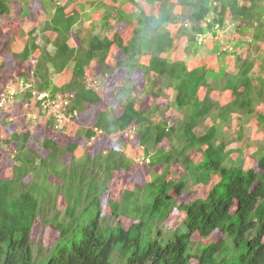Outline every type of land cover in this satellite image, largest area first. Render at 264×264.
I'll use <instances>...</instances> for the list:
<instances>
[{
  "label": "trees",
  "instance_id": "16d2710c",
  "mask_svg": "<svg viewBox=\"0 0 264 264\" xmlns=\"http://www.w3.org/2000/svg\"><path fill=\"white\" fill-rule=\"evenodd\" d=\"M11 1L0 0V20L9 14ZM109 1L111 4L107 0H88L89 14H99L92 23L107 28L111 21L125 25L136 22L127 40L118 33L100 37L94 34L95 25L87 37H82V18L88 16L83 12L84 4L80 10L68 13L66 7L53 0H39L42 7H49L45 10L51 17L41 32L49 34L45 42L53 52L29 38L24 48L12 55L20 75L29 82L37 80V88L48 91L51 99L67 95L69 115L84 113L102 102L99 93L85 82L87 70L97 67L106 77L111 71L108 59L117 48L123 56L117 66L125 74H154L166 83V89L176 93L172 106L181 119L172 125L155 123L150 111L134 105L131 85L120 88L116 96L120 104L126 102L120 117L113 109L101 110L94 125L81 130L82 138L91 140L97 131L118 136L137 127L139 148L148 161L149 174L142 185L123 190L118 202L109 201L111 214L104 213L102 198L113 173L131 167L120 150L78 157L77 143L62 146L45 139L40 147L43 156L29 146V134H13L5 141L16 148L11 176L0 178V264H264V152L255 151L251 156L256 167L246 169L244 158L232 159L233 151L227 150L230 139L222 135L221 129L211 126L201 137L195 133L213 114L221 121L235 115L240 130L249 125L255 117L257 98H261L260 89H264V52H260L263 59L259 74L254 59L227 48L217 53V71L191 69L185 61L171 58L183 40L189 45L186 56H196L202 47L199 38H218L229 20L235 23L237 34L251 28L248 43L258 49L264 44V0H146L153 6L149 9L136 0ZM178 7H188L190 14L175 15ZM176 24L180 27L174 34L170 27ZM75 34L78 46L69 44ZM244 44L241 37L234 43L240 49ZM146 54L151 56L148 65L140 61ZM223 54L232 55L234 74L226 72L229 65ZM34 59L35 68L26 71L24 64ZM5 69L0 55V73ZM65 72L70 73L68 81L59 87L54 85L51 75ZM208 78L213 80L211 85L206 82ZM202 88L207 93L201 99ZM217 91L229 92L232 101L214 103L210 93ZM26 97L31 98V93ZM257 118L258 123L264 121L263 115ZM240 136L239 131L238 140ZM165 143L167 148L161 146ZM191 152L200 154L201 159L191 160ZM67 155L71 159L64 164ZM175 163L185 173L178 181H171L168 176ZM216 176L219 181L204 197L178 205L170 195L171 191L180 193L187 182L197 186L199 192ZM60 200L64 207H59ZM174 209L183 218L171 235L165 236L161 223ZM117 217L133 222L125 229L115 220ZM38 220L59 235L45 250L32 238ZM215 233H219L218 239L193 249L194 236L206 240Z\"/></svg>",
  "mask_w": 264,
  "mask_h": 264
},
{
  "label": "rangeland",
  "instance_id": "374dc122",
  "mask_svg": "<svg viewBox=\"0 0 264 264\" xmlns=\"http://www.w3.org/2000/svg\"><path fill=\"white\" fill-rule=\"evenodd\" d=\"M58 5L66 7V11L70 13L72 10H80L82 4L85 5L83 12L88 13L86 18H82V37H87L90 28L95 25L94 34L100 37H111L118 33L126 37L132 35L133 29L136 27V22L129 25L111 21L110 26L102 28L98 22L92 23L99 18V14H89L90 5L88 0H53ZM108 2L111 1L107 0ZM137 4L145 9L152 8L146 0H136ZM9 14L5 15L0 20V55L2 60L6 63V69L0 73V178L8 179L11 176V166L15 155L14 143L6 144V140L10 139L13 134H29V146L37 151H40L43 156L45 152L41 151V143L45 139H52L62 146L77 143L78 149L75 154L80 157L82 155L95 156L98 153H104L110 149L120 150L126 160L131 164L130 169L119 170L113 173L111 183L108 187L107 193L102 198L103 211L106 214L110 213L109 201L118 202L121 198L122 191L125 189H133L134 185L146 182L148 170V161H145L142 151L139 148V143L136 135V128L128 129L118 136H107L97 131V135L91 140H85L80 135L82 129H88L94 125L97 115L101 110L113 109L117 116L123 113L124 104L117 102L116 96L118 91L123 86L133 85L131 90L132 101L134 105L140 110L150 111L151 119L156 123L159 121L168 122L169 125L180 121L181 116L173 108L172 103L176 98V93L171 89H166V83L155 76L154 74L147 76L141 71H136L130 75L118 68V60L123 56L119 49L114 48L108 59L111 71L106 77L101 74V69L92 67L87 70L86 84L94 88L102 97V102L99 106L91 107L90 110L84 113L69 115L67 107L69 105V97L58 95L56 99H51L48 91H42L37 88L38 81L32 79L31 82L24 79L17 68V62L14 55L20 52L28 39H35L36 43L42 48L46 47L49 52H53V48L46 44V37L49 39L48 33L41 32L46 19L50 18V12L46 11L49 7H42L39 0H12L9 4ZM131 7H125L128 11ZM28 11L25 13L24 11ZM132 10V9H131ZM130 10V11H131ZM191 9L175 8V15H183L186 17L190 14ZM154 14H157L155 7ZM230 19V18H229ZM235 23L226 22L225 27L220 31L218 38L211 39L199 38V43L202 45L201 49L196 53V56H186L185 49L189 48L186 40L172 52L171 58L173 60L185 61L189 68H207L210 71H217L219 63L217 60V53L220 50L225 52L226 48L230 52L239 53V55H249V57L257 64L256 73H261L262 56L260 52H264V44L256 49L251 47V42L248 43V38L251 36V28L241 33H235ZM180 27L176 24L170 27V30L175 34ZM33 35L29 36L30 33ZM77 34L72 37L69 44L73 46L79 45V38ZM45 36V37H44ZM244 38L245 44L237 48L234 43L237 39ZM251 38H249L250 41ZM224 55V62L227 61L229 67L226 72L234 74L235 66L232 62V55ZM150 54L140 57V61L144 65H148L150 61ZM222 58V57H221ZM37 60H31L24 64L26 71H33ZM260 64V66H259ZM264 73V72H262ZM70 78V73L51 75V80L54 85L62 86ZM207 80V81H206ZM205 81L211 85L213 80L208 78ZM132 83V84H130ZM207 85V84H206ZM214 85V84H213ZM206 88L199 91V97L202 99L206 95ZM261 98H257L254 105L255 117L251 119L249 125H245L240 130V124L237 122L235 115L231 116L227 121H221L213 114L204 124L196 128L195 133L201 137L209 129L214 126L221 129L222 135L230 139V145L227 150H232V159L241 158L245 160V168L256 167L255 161L252 159V154L261 149L264 152V121L258 123L257 115L264 116V89H260ZM31 93V98H27L26 94ZM46 94V100L41 101L39 97L41 94ZM214 103L220 105L228 104L232 101L229 92L221 93L220 91L210 93ZM240 131V140L237 139ZM162 147L167 148L168 144H162ZM189 158L193 161L201 159L200 154L191 152ZM71 156L67 155L63 158L64 164H69ZM158 173H161V168L157 167ZM168 178L171 181H178L185 173L182 166L175 163L170 170ZM219 181V177L213 178L211 184L202 188L199 192L197 186L192 185L191 182L185 184L184 189L180 193L171 191V197L178 205L187 204L196 198L204 197L208 191ZM64 202L60 200L59 207H64ZM183 214L174 209L167 220L161 223L162 232L165 236L171 235L181 222ZM122 226L127 229L133 222L130 218H116ZM58 233L51 227L44 226L41 220H38L32 232L33 242L43 250L49 248L57 240ZM219 233H215L209 239H202L198 236L193 237V249H196L199 244H207L218 239ZM194 252V250H193ZM192 264L196 262L192 261Z\"/></svg>",
  "mask_w": 264,
  "mask_h": 264
},
{
  "label": "built area",
  "instance_id": "2783aa9c",
  "mask_svg": "<svg viewBox=\"0 0 264 264\" xmlns=\"http://www.w3.org/2000/svg\"><path fill=\"white\" fill-rule=\"evenodd\" d=\"M46 98H47V97H46V94L43 93V94L40 95L39 100H41V101H45Z\"/></svg>",
  "mask_w": 264,
  "mask_h": 264
}]
</instances>
